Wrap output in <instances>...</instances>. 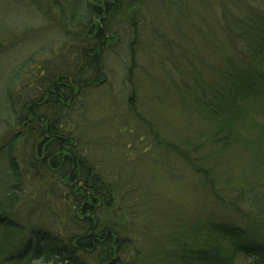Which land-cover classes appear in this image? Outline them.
Masks as SVG:
<instances>
[{"label":"trees","instance_id":"trees-1","mask_svg":"<svg viewBox=\"0 0 264 264\" xmlns=\"http://www.w3.org/2000/svg\"><path fill=\"white\" fill-rule=\"evenodd\" d=\"M13 9L34 14L17 30L0 21L9 31L0 34V264H237L240 256L264 264L260 0H16ZM13 50L24 59L13 63ZM111 56L123 62V84L145 72L149 99L173 95L189 120L202 121L175 149L213 198L197 218L146 212L147 231L130 236L138 226L123 215L142 217L141 201L121 197L142 185L125 193L130 178L111 179L79 152V142L87 151L101 143L74 124L85 115L84 91L107 92ZM156 62L161 77L149 68ZM128 92V112L152 126L137 111V90ZM156 222L170 229L156 233Z\"/></svg>","mask_w":264,"mask_h":264},{"label":"rangeland","instance_id":"rangeland-1","mask_svg":"<svg viewBox=\"0 0 264 264\" xmlns=\"http://www.w3.org/2000/svg\"><path fill=\"white\" fill-rule=\"evenodd\" d=\"M0 2L2 3L0 5V17H2L0 21L7 28L17 30L23 25L31 24L33 21L31 17L34 13L32 11L27 12L24 9L11 10L16 0L10 5H8V0ZM260 2L264 5V0H260ZM6 27L1 28L0 34L9 32ZM15 51L13 50L11 58L13 63L24 59L17 58L18 55L14 54ZM22 52V55H28V52ZM42 56L45 58L41 54L34 58V61L42 62ZM112 58H115L116 64L113 65L112 62L104 67L108 70V79L111 76V79L107 80L108 84L103 87L104 91L107 92H98L92 90V88L84 91L85 115L80 120L81 122L76 121L74 124L76 128H84L85 131H88V134L90 133L88 138L91 141L99 140L101 143L98 145L90 142V151H87L85 150V148H88L85 147L87 146L86 143L83 145L82 142H79L77 145L79 152L86 153L90 157V161L98 167L100 166V169L110 175L111 179L117 181L120 173H122L123 178H130L129 182L131 184H126L124 192L129 191L130 185L136 186L138 183L142 185V192L136 189V191H133L134 198L121 197L122 200H126L125 205H132L133 201H141L139 211L142 213V217L140 213L132 216L129 212H126L123 215V220L126 218L128 226L132 224L138 226L136 231L132 232L130 230V236H133L135 232L147 231V224L143 220L146 218V212L151 211L148 216L156 220L163 216L167 221L173 213H180L192 219L197 218V215L202 211L204 212L205 209L207 211L212 209L209 204L213 201V198L207 196L200 185L199 177L187 161L181 158L178 152H175V149L180 147L179 142H182L189 134L188 129L200 128L201 126L198 123L202 121L195 120L196 115H193L192 119L189 120L188 115L190 113L173 98V95H163V101L149 99L148 96L151 95L153 89L145 72L138 73L135 85L128 82L126 85L123 84L126 82L123 62L116 57ZM110 60L109 58L108 62ZM149 68L152 70L153 75L162 76V70L158 62L151 64ZM132 89L137 90V95L140 96L137 101V111L152 126L136 120L128 112V104L125 99L127 98V91L131 92ZM159 90L161 89L159 88ZM106 119L107 121L104 123L100 121ZM78 133V131L75 132V134ZM157 140L166 141L160 146ZM114 142L120 146H113ZM169 142L172 145L167 150ZM125 143L126 147H124ZM234 156L237 159V165L233 168V173L240 176L241 167L239 166L244 161V154L239 152ZM115 212L119 216L123 214V211L119 208H115ZM165 212L167 215L164 214ZM155 226L156 233L157 231L161 233L170 229L167 226L159 230L158 222L155 223ZM132 228L134 229V227ZM148 241H150V238L141 236L140 244L144 245V242L148 243ZM237 264H250V259L240 256Z\"/></svg>","mask_w":264,"mask_h":264}]
</instances>
